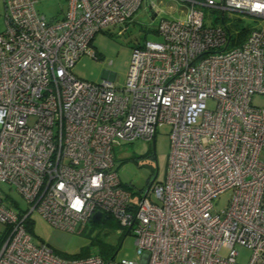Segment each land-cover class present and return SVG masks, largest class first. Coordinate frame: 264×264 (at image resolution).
I'll list each match as a JSON object with an SVG mask.
<instances>
[{"label":"built area","instance_id":"2783aa9c","mask_svg":"<svg viewBox=\"0 0 264 264\" xmlns=\"http://www.w3.org/2000/svg\"><path fill=\"white\" fill-rule=\"evenodd\" d=\"M2 1L0 264H238L237 245L251 251L247 264H264V108L251 104L264 94V11L252 10L264 0H179L188 18L161 19L162 40L133 48L123 85L86 81L71 68L95 55L97 32L126 28L142 0H66L55 22L39 14L38 0ZM205 8L215 25H207ZM227 11L263 24L239 39L216 25ZM29 116L37 117L32 125ZM164 124L166 177L135 203L113 168L114 148L153 140ZM2 184L26 200L25 209L2 194ZM226 190L229 204L217 212L213 199ZM77 197L79 213L69 208ZM96 212L132 229L136 259L66 258L34 243L26 228L36 213L80 231Z\"/></svg>","mask_w":264,"mask_h":264},{"label":"rangeland","instance_id":"374dc122","mask_svg":"<svg viewBox=\"0 0 264 264\" xmlns=\"http://www.w3.org/2000/svg\"><path fill=\"white\" fill-rule=\"evenodd\" d=\"M149 6L153 13L147 10ZM35 7L48 21L55 22L66 8V0H38ZM204 11L207 25H215L212 23L211 10L205 8ZM164 18L185 21L188 18V8L179 0H142L132 20L126 24V28L112 25L95 34L92 47L98 55L95 57L82 55L72 66V73L80 79L93 83H100L110 78L114 83L123 85L127 79L133 48L142 45L145 41H161L162 37L157 33V28ZM223 21L219 18L216 25L227 24L234 37L244 28L259 27L263 24L262 20L249 14L234 11H227ZM3 30L4 9L0 0V32ZM251 104L264 108V94H253ZM207 106L213 108L214 102L208 100ZM36 120V116H29L28 124H34ZM169 132V125H160L156 128L153 140L135 139L122 142L114 148L113 168L121 185L132 193V201L135 203L152 183L163 182L166 177L170 154ZM261 159L264 160V152L261 154ZM1 186L2 194L10 195L21 208H26L27 202L19 193L11 191L7 184ZM231 194V190H226L213 199V206L217 212L222 211L229 204ZM149 199L159 203L154 193L150 194ZM30 219L33 242L45 243L61 256L98 254L99 244L105 243L110 246L120 244L114 260L137 258L132 229L122 227L113 215L105 214L104 219L99 223L89 221L82 230L73 232L54 227L36 213L31 214ZM2 227L3 225L0 224V230ZM236 250L237 263L247 264L251 251L240 245L236 246Z\"/></svg>","mask_w":264,"mask_h":264},{"label":"trees","instance_id":"16d2710c","mask_svg":"<svg viewBox=\"0 0 264 264\" xmlns=\"http://www.w3.org/2000/svg\"><path fill=\"white\" fill-rule=\"evenodd\" d=\"M247 31H248V28L242 29L239 32V34H238L239 39L244 38L246 36V32ZM138 46H140V45H138ZM97 55L98 54L95 53L94 57L97 56ZM103 219H104V217L101 219V221ZM25 222H26L27 230L32 234V220L30 218H27ZM119 246H120V244H118L117 246H110V245L105 244V243H100L99 244V253L98 254H100L101 256H103L106 259L114 258V255H115L116 251L118 250ZM87 255H89V253L88 254H83V255H80V256H72V257L64 256V255H62V256L66 257V258H80V257H84V256H87Z\"/></svg>","mask_w":264,"mask_h":264},{"label":"clouds","instance_id":"9594fccd","mask_svg":"<svg viewBox=\"0 0 264 264\" xmlns=\"http://www.w3.org/2000/svg\"><path fill=\"white\" fill-rule=\"evenodd\" d=\"M239 6V5H237ZM253 11H264V3H260V2H256L253 5ZM100 181H101V177L97 176V177H93L92 178V185L93 187H100ZM64 185L60 184L58 185V188H63ZM69 208L77 213L83 211L84 208V201L81 200L79 197H77L72 203L69 204Z\"/></svg>","mask_w":264,"mask_h":264},{"label":"water","instance_id":"95a60500","mask_svg":"<svg viewBox=\"0 0 264 264\" xmlns=\"http://www.w3.org/2000/svg\"><path fill=\"white\" fill-rule=\"evenodd\" d=\"M101 218H102V212H96L92 216V221L95 222V223H99L101 221Z\"/></svg>","mask_w":264,"mask_h":264},{"label":"crops","instance_id":"0c3cea01","mask_svg":"<svg viewBox=\"0 0 264 264\" xmlns=\"http://www.w3.org/2000/svg\"><path fill=\"white\" fill-rule=\"evenodd\" d=\"M2 3H3V1H2ZM3 9H4V7H3ZM64 10H65V9H64ZM63 12H64V11H63ZM62 16H63V13L61 14V17H60L59 19H61V18H62ZM59 19H58V20H59Z\"/></svg>","mask_w":264,"mask_h":264}]
</instances>
